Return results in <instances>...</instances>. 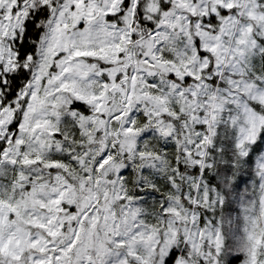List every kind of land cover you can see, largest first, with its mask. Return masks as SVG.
<instances>
[{
    "label": "snow or ice",
    "instance_id": "snow-or-ice-1",
    "mask_svg": "<svg viewBox=\"0 0 264 264\" xmlns=\"http://www.w3.org/2000/svg\"><path fill=\"white\" fill-rule=\"evenodd\" d=\"M0 264H264V0H0Z\"/></svg>",
    "mask_w": 264,
    "mask_h": 264
}]
</instances>
